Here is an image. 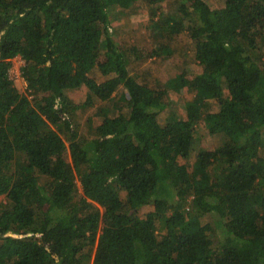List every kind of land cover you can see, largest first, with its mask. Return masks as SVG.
Masks as SVG:
<instances>
[{"label": "trees", "instance_id": "obj_1", "mask_svg": "<svg viewBox=\"0 0 264 264\" xmlns=\"http://www.w3.org/2000/svg\"><path fill=\"white\" fill-rule=\"evenodd\" d=\"M160 1L0 0V264H264V0H172L152 21L148 56L185 30L194 48L171 79L193 95L162 122L166 85L137 81L112 26ZM118 86L83 136L78 111Z\"/></svg>", "mask_w": 264, "mask_h": 264}, {"label": "rangeland", "instance_id": "obj_2", "mask_svg": "<svg viewBox=\"0 0 264 264\" xmlns=\"http://www.w3.org/2000/svg\"><path fill=\"white\" fill-rule=\"evenodd\" d=\"M171 1L163 0L154 4L139 2L138 6L135 9L131 8L132 10L130 9V11L117 10L119 12L115 13V18L112 21L113 36L117 44L130 53L129 72L136 77L138 82L146 83L149 86L154 85L156 82L166 85L165 88L168 90L170 104L169 107L159 114L158 120L160 122L164 121L171 111L178 113L179 111H184L185 107L183 104L190 100L193 95L191 91L188 92L185 88L179 91L174 88L175 86H171V79L175 76L179 77L181 70L192 62L193 59L194 48L190 42L187 30L174 35V39L168 41V46L172 49V54L169 58H165L163 55L148 56V51H151L155 45L165 43V39L157 33L158 29L152 26V21L165 17L168 11H173L177 8L178 3L175 2L172 4ZM140 47L142 49L143 47L145 48L143 50L144 56L136 58L132 49L138 53ZM22 63L23 60L19 56H16L12 58L9 69V76L13 79L14 85L20 90L25 89V81L19 75V69ZM121 90L122 87L118 86L116 93L112 94L113 99L104 103H101L93 97L92 105L78 111V114H76L78 116L76 117V125L83 136L89 137L92 135L93 128L88 130L89 119L91 117H94L93 125L100 123L104 118L105 115L99 112L100 105L103 106V110L108 109V114L110 115L117 113L113 103L115 95ZM87 94H89V90L83 84L78 89L66 92V95L77 103L85 101ZM204 132L205 136L197 141L198 145L204 142V140H209L210 144H216L220 140L218 135H207V132ZM196 151H198L197 148L191 153L188 166L189 170L191 169ZM77 184L79 192H81L79 182ZM1 202H5L3 195H0ZM157 227L160 228L159 223H157ZM162 231L161 229L160 232Z\"/></svg>", "mask_w": 264, "mask_h": 264}]
</instances>
